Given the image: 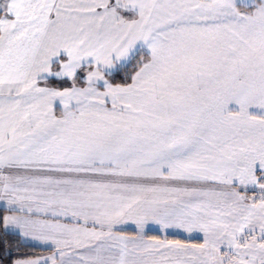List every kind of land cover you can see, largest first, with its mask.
Here are the masks:
<instances>
[{
    "label": "snow or ice",
    "instance_id": "snow-or-ice-1",
    "mask_svg": "<svg viewBox=\"0 0 264 264\" xmlns=\"http://www.w3.org/2000/svg\"><path fill=\"white\" fill-rule=\"evenodd\" d=\"M0 249L264 264V0H0Z\"/></svg>",
    "mask_w": 264,
    "mask_h": 264
},
{
    "label": "crops",
    "instance_id": "crops-1",
    "mask_svg": "<svg viewBox=\"0 0 264 264\" xmlns=\"http://www.w3.org/2000/svg\"><path fill=\"white\" fill-rule=\"evenodd\" d=\"M250 193V192H249ZM251 195V194H249ZM124 231L128 232L129 234H132L134 232V226L127 225L124 227ZM149 236H157L160 238H163L164 236H167L168 239H180L185 242H192V243H198L201 241V234L199 233H193L191 236H189L187 233L183 231H177V230H168L166 233L161 232L157 227L151 226L147 232ZM24 243H27L29 245L35 246L37 248H40L43 250L42 253L35 255V256H47L50 254L51 251V245H43L36 241L32 240H26L23 241ZM33 256V257H35Z\"/></svg>",
    "mask_w": 264,
    "mask_h": 264
},
{
    "label": "trees",
    "instance_id": "trees-1",
    "mask_svg": "<svg viewBox=\"0 0 264 264\" xmlns=\"http://www.w3.org/2000/svg\"><path fill=\"white\" fill-rule=\"evenodd\" d=\"M15 239H16L15 237H9V240L12 241L13 244H14ZM19 252L22 253V254H27L29 256H35V255H38V254L42 253L43 250L40 249V248H37L35 246H32V245H29L27 243L22 242V244H21V246L19 248ZM11 254L13 256H15L17 254L15 246H13ZM0 255H4L5 259H7V255L8 254L3 249H0Z\"/></svg>",
    "mask_w": 264,
    "mask_h": 264
},
{
    "label": "rangeland",
    "instance_id": "rangeland-1",
    "mask_svg": "<svg viewBox=\"0 0 264 264\" xmlns=\"http://www.w3.org/2000/svg\"><path fill=\"white\" fill-rule=\"evenodd\" d=\"M64 86H67V85H64ZM249 194H252V192L250 191V193Z\"/></svg>",
    "mask_w": 264,
    "mask_h": 264
}]
</instances>
